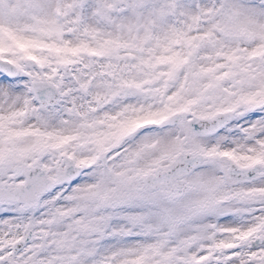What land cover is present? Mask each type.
I'll use <instances>...</instances> for the list:
<instances>
[{
  "label": "snow or ice",
  "instance_id": "1",
  "mask_svg": "<svg viewBox=\"0 0 264 264\" xmlns=\"http://www.w3.org/2000/svg\"><path fill=\"white\" fill-rule=\"evenodd\" d=\"M0 264H264V0H0Z\"/></svg>",
  "mask_w": 264,
  "mask_h": 264
}]
</instances>
